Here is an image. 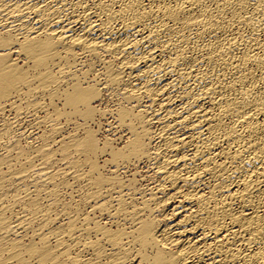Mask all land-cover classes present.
<instances>
[{"label":"bare ground","instance_id":"6f19581e","mask_svg":"<svg viewBox=\"0 0 264 264\" xmlns=\"http://www.w3.org/2000/svg\"><path fill=\"white\" fill-rule=\"evenodd\" d=\"M0 264H264V0H0Z\"/></svg>","mask_w":264,"mask_h":264},{"label":"rangeland","instance_id":"374dc122","mask_svg":"<svg viewBox=\"0 0 264 264\" xmlns=\"http://www.w3.org/2000/svg\"><path fill=\"white\" fill-rule=\"evenodd\" d=\"M99 133H101L100 135L102 136L103 135L102 133H106V132H104V129H102V130H100Z\"/></svg>","mask_w":264,"mask_h":264}]
</instances>
